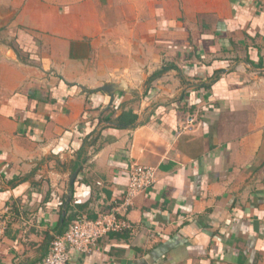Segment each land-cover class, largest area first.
<instances>
[{"label":"crops","instance_id":"0c3cea01","mask_svg":"<svg viewBox=\"0 0 264 264\" xmlns=\"http://www.w3.org/2000/svg\"><path fill=\"white\" fill-rule=\"evenodd\" d=\"M20 1L0 6V264L117 206L133 163L153 184L67 264H264V0L134 22Z\"/></svg>","mask_w":264,"mask_h":264},{"label":"built area","instance_id":"2783aa9c","mask_svg":"<svg viewBox=\"0 0 264 264\" xmlns=\"http://www.w3.org/2000/svg\"><path fill=\"white\" fill-rule=\"evenodd\" d=\"M154 180L153 167L131 164L121 202L95 219H89L83 214L77 215L62 233L54 236L48 253L34 264H67L71 249L89 252L103 236L125 226V222L118 218V214L127 211L133 205L134 198L151 187Z\"/></svg>","mask_w":264,"mask_h":264},{"label":"rangeland","instance_id":"374dc122","mask_svg":"<svg viewBox=\"0 0 264 264\" xmlns=\"http://www.w3.org/2000/svg\"><path fill=\"white\" fill-rule=\"evenodd\" d=\"M83 0H35L36 3L44 2L56 8H63L65 4ZM211 0H101V4H113L116 7V15L126 14L125 16H135L134 21H138L141 14H148V18L156 16L157 13L164 15L171 14L182 5H189L197 8L204 7ZM8 0H0V6L6 8ZM22 0L19 2L21 3ZM1 10V9H0ZM141 13V14H140ZM136 18V19H135ZM4 26L1 28L3 29ZM20 28V26H19ZM0 29V30H1Z\"/></svg>","mask_w":264,"mask_h":264},{"label":"water","instance_id":"95a60500","mask_svg":"<svg viewBox=\"0 0 264 264\" xmlns=\"http://www.w3.org/2000/svg\"><path fill=\"white\" fill-rule=\"evenodd\" d=\"M3 23H4V16L0 13V29L3 27ZM119 90H124V91H129V88L127 87V85L125 84V82H121L120 85H118L117 87ZM75 174L72 175L71 179H70V183L72 184L75 178Z\"/></svg>","mask_w":264,"mask_h":264},{"label":"trees","instance_id":"16d2710c","mask_svg":"<svg viewBox=\"0 0 264 264\" xmlns=\"http://www.w3.org/2000/svg\"><path fill=\"white\" fill-rule=\"evenodd\" d=\"M172 67H175L174 65H165V66H162L161 69H160V73L168 68H172ZM156 74H158V72H156L152 77L156 76ZM65 222V221H64Z\"/></svg>","mask_w":264,"mask_h":264}]
</instances>
